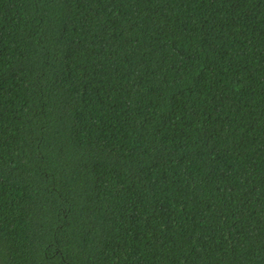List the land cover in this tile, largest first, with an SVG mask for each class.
I'll return each mask as SVG.
<instances>
[{"label":"trees","instance_id":"obj_1","mask_svg":"<svg viewBox=\"0 0 264 264\" xmlns=\"http://www.w3.org/2000/svg\"><path fill=\"white\" fill-rule=\"evenodd\" d=\"M0 264H264V0H0Z\"/></svg>","mask_w":264,"mask_h":264}]
</instances>
